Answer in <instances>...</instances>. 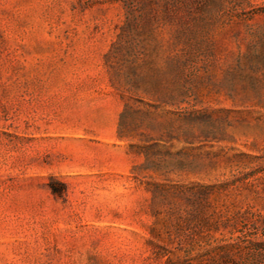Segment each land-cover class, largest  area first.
<instances>
[{
	"label": "rangeland",
	"instance_id": "obj_1",
	"mask_svg": "<svg viewBox=\"0 0 264 264\" xmlns=\"http://www.w3.org/2000/svg\"><path fill=\"white\" fill-rule=\"evenodd\" d=\"M255 222L264 0H0V264H264Z\"/></svg>",
	"mask_w": 264,
	"mask_h": 264
},
{
	"label": "trees",
	"instance_id": "obj_2",
	"mask_svg": "<svg viewBox=\"0 0 264 264\" xmlns=\"http://www.w3.org/2000/svg\"><path fill=\"white\" fill-rule=\"evenodd\" d=\"M130 25H131V22L127 21V26H130ZM179 37L177 36L175 39L177 40ZM185 62H186V60L184 58H182L180 55L179 56L173 55L172 59H171V64H172L171 72L173 73L174 71H177L180 67L184 66ZM165 100H167V102H165V103H168L169 101L170 102L174 101L172 96H169ZM194 115H197V114H191V116L188 117L187 122H190V121L194 122L197 120H201L200 117L194 116ZM166 135H167L166 137L168 139H174L175 138V136H173L174 134L172 132H169ZM181 135L185 141H191L197 137H202L204 139H209V138L210 139H216L217 134L210 129H201L198 132H195L193 129L188 128V129L183 130ZM156 148H157L156 145H153L152 147L145 148V150L151 151L152 149L155 150ZM156 188H157V186H156ZM180 188L181 187H172V189H180ZM206 190L207 191L210 190V187L209 186H203V187L198 188L199 194L201 196L200 199L203 198L205 200V198L207 197V193L204 191H206ZM187 200L189 203L192 202V199H187ZM255 223H251L248 226H251V228H255V227L259 228L258 226H260L261 229H264V222H260V224H258V225H257V222H255ZM241 243L242 244H234L231 246L221 247L220 250H222L223 252H227V251L232 250V249L236 252L246 251V253L248 255H250V257L254 256V257H257L259 260L264 258V241H257L254 239H248L247 241H245V242L242 241Z\"/></svg>",
	"mask_w": 264,
	"mask_h": 264
}]
</instances>
